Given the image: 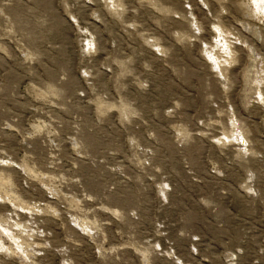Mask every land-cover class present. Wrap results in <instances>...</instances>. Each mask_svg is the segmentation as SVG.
I'll list each match as a JSON object with an SVG mask.
<instances>
[{
    "label": "rangeland",
    "instance_id": "obj_1",
    "mask_svg": "<svg viewBox=\"0 0 264 264\" xmlns=\"http://www.w3.org/2000/svg\"><path fill=\"white\" fill-rule=\"evenodd\" d=\"M0 264H264V0H0Z\"/></svg>",
    "mask_w": 264,
    "mask_h": 264
},
{
    "label": "bare ground",
    "instance_id": "obj_2",
    "mask_svg": "<svg viewBox=\"0 0 264 264\" xmlns=\"http://www.w3.org/2000/svg\"><path fill=\"white\" fill-rule=\"evenodd\" d=\"M262 2H263V0H262ZM260 3V2H259Z\"/></svg>",
    "mask_w": 264,
    "mask_h": 264
}]
</instances>
